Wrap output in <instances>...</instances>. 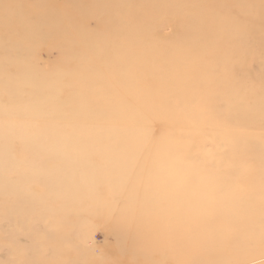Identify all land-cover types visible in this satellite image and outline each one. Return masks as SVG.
Returning <instances> with one entry per match:
<instances>
[{
	"label": "rangeland",
	"instance_id": "rangeland-1",
	"mask_svg": "<svg viewBox=\"0 0 264 264\" xmlns=\"http://www.w3.org/2000/svg\"><path fill=\"white\" fill-rule=\"evenodd\" d=\"M4 10L0 264H264V0ZM185 196L237 246L185 235Z\"/></svg>",
	"mask_w": 264,
	"mask_h": 264
},
{
	"label": "bare ground",
	"instance_id": "bare-ground-1",
	"mask_svg": "<svg viewBox=\"0 0 264 264\" xmlns=\"http://www.w3.org/2000/svg\"><path fill=\"white\" fill-rule=\"evenodd\" d=\"M4 1V5H2V2ZM2 2L0 3V16H2V14L4 13V6H5V2L8 4L9 3V0H2ZM2 24L6 25V21L2 22ZM186 142V141H185ZM186 145L184 147H179L177 148L176 146H171V145H164L162 146L160 149H175V150H178V151H181L183 153H186L187 152V143H185ZM238 145V144H237ZM235 151V149H234ZM191 173L190 171L186 173V178H190L192 176H188V174ZM199 175V174H198ZM197 176V175H196ZM204 177H209L208 175L204 176L203 173H200L199 176H197L196 178V181H198L199 183H204L202 181V179ZM209 180V179H207ZM208 183H212L210 181H206ZM216 183V181H215ZM185 200H187L184 204V207L182 209V213L183 215H176L175 217L174 216H171L170 219L174 220L173 222H177L178 225L179 223H181L179 225V227H182L184 229V232L186 233L185 235H189L190 231L191 230H194L196 232V234L194 235V240H199L201 238H205V244H208V243H215L216 240L219 238V237H222L224 238L225 237V244L226 246L228 247H234V246H237L238 242L237 241H232L233 243H229V240L230 238L228 237V234L225 232V230L223 229H215L211 226H208L207 228H202V229H199V228H196L198 224L202 223V222H207V223H213V224H218V222H220L219 224H223L224 223H227L228 219H229V215L230 214H227V213H222V214H216L214 212H206V211H201V207L202 205H200L199 203L200 202H203L201 201L202 199L199 197V196H196L197 199H195L194 201L190 200L189 198H187L185 196ZM200 199V201H199ZM189 202H194V207L196 208L194 210V212H189L188 210V203ZM250 217H253V216H250ZM215 224V225H216ZM249 225V221L247 222H236L235 223V228H237L238 230H242L244 234H241L242 235V238L243 239H246V233L249 232L250 230V227L248 226ZM222 227H224L223 225H221ZM175 227V226H174ZM238 230H230V231H238ZM178 231H179V228L177 227L176 228H170L167 226V228L164 230V233L162 234L165 235L163 238H166L168 241H169V244L168 246L172 249V250H175V251H178L177 248H178V244L176 242V240L178 239ZM162 233V232H160ZM156 240H159V239H156ZM156 240H153V241H156ZM204 246V244H201ZM191 257L194 256V252L191 253ZM190 254L188 256V258L190 257ZM193 254V255H192ZM224 253H222V256ZM194 257H192L193 259ZM204 258L202 261L203 262H212V261H215V259L218 260V257H215L214 256H205V257H202ZM192 259H189V261H192ZM217 263V261H216ZM219 263V262H218Z\"/></svg>",
	"mask_w": 264,
	"mask_h": 264
}]
</instances>
